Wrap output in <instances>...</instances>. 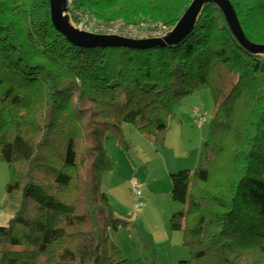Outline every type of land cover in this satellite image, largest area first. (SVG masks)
I'll return each instance as SVG.
<instances>
[{"label": "trees", "instance_id": "obj_1", "mask_svg": "<svg viewBox=\"0 0 264 264\" xmlns=\"http://www.w3.org/2000/svg\"><path fill=\"white\" fill-rule=\"evenodd\" d=\"M190 1L70 0L67 11L74 23L170 29ZM230 2L246 38L264 44V0ZM202 88L222 98L199 167L169 176L171 201L183 205L169 230L196 264H264V58L237 43L220 11L207 4L176 45L80 48L54 29L48 0H0V161L18 206L0 226V264H131L109 241L128 222L102 190L107 134L126 152L123 124L156 143L179 100Z\"/></svg>", "mask_w": 264, "mask_h": 264}, {"label": "rangeland", "instance_id": "obj_2", "mask_svg": "<svg viewBox=\"0 0 264 264\" xmlns=\"http://www.w3.org/2000/svg\"><path fill=\"white\" fill-rule=\"evenodd\" d=\"M69 2L70 0H68V4ZM230 73V71L228 72L224 68L216 71L217 81L224 82V84L225 82L230 83V86H227V90L232 88V83H235L230 78ZM220 91L219 94L223 90L221 89ZM221 98L222 95L220 94L217 100L211 88L194 90L191 94L181 98L174 107L173 114L168 120L170 124L167 126V130L162 139L156 143L147 139L132 125L123 124L122 132L129 143V150L126 152L121 148L115 136L110 133L107 134L104 145L113 168L103 176L102 190L107 194L109 204L115 211V216L124 219L130 226L133 225L135 228L133 230L129 229L128 226L120 227L115 233L110 234L109 241L121 250L131 264L133 257L144 256L146 259L151 260L154 253L160 254L161 252H158V248L163 245L157 244L162 242L161 237L163 235L161 229L159 230L161 222L155 216L148 218L151 224L145 231H140L142 228L135 226L138 218L136 219V214H134L137 210H134L132 207L133 197L130 191V182L136 181L139 183L143 194V206L146 202L143 187L148 181L159 177L162 186H165L166 182L167 186L168 182L171 184L169 178L166 177L165 179L164 164L170 167V163L174 162L175 164L181 160V164L172 168L175 172L181 169L193 171L198 168L200 161L198 162L196 160L195 164V159L200 154L204 141L208 139L210 122ZM245 111L246 105L242 103L238 107L236 119L239 120L240 117L242 118L245 115ZM200 121H203L201 125L199 123ZM188 151L189 156H187ZM176 155L183 159L176 161L174 159ZM215 163L216 157L212 155L210 157V164ZM8 181L7 164L0 161V226L7 225L10 217L18 209L17 204L11 201L6 192ZM171 204L172 202L169 197V210L178 212L183 208V205L179 203L173 204L174 208H171ZM131 215H135V217H131ZM167 230L171 232L169 230V222L167 223ZM174 232L177 234L180 231ZM131 240H134L135 244H131ZM152 248H154L153 251L151 250ZM186 250L188 249L186 248ZM187 261V264H196L190 257L187 258Z\"/></svg>", "mask_w": 264, "mask_h": 264}, {"label": "water", "instance_id": "obj_3", "mask_svg": "<svg viewBox=\"0 0 264 264\" xmlns=\"http://www.w3.org/2000/svg\"><path fill=\"white\" fill-rule=\"evenodd\" d=\"M49 16L54 29L66 41L80 48L123 47L148 49L178 44L197 26L204 7L214 5L237 43L253 56L264 58V44L249 41L240 25L230 0H191L179 20L160 38L129 39L112 34H100L79 30L67 11L68 0H48Z\"/></svg>", "mask_w": 264, "mask_h": 264}, {"label": "crops", "instance_id": "obj_4", "mask_svg": "<svg viewBox=\"0 0 264 264\" xmlns=\"http://www.w3.org/2000/svg\"><path fill=\"white\" fill-rule=\"evenodd\" d=\"M169 124L170 123H168V125ZM187 153H188L187 156H189V151ZM174 159L177 161L178 159H183V158H180V156L176 155ZM196 160L198 162L200 161V154L197 155L195 159V164H196ZM180 161L181 160H179V162H176L175 164L174 162L170 163V167L169 165L164 164L165 179L166 177L170 179L169 177L170 174L175 172L174 169L172 168H174V166L178 164H181ZM170 192H171V184H169L168 182V186H167V182H166L165 186H162L159 177L158 178L156 177L154 180L148 181V183L144 185L143 193L145 194L144 197L146 198L145 199L146 202L143 206H141L142 207L141 209L137 210L134 213L136 214V217L135 215H131V217H135L136 219L138 218L137 219L138 221L135 224V226L141 227L142 229L140 231H145L146 228L151 224L148 218L155 216V218L161 222V225L159 226L160 227L159 230L161 229V233L163 235L161 237L162 242H160V244L157 245H163V246L162 247L160 246V248H158V252L161 253L160 254L154 253L151 257V260L146 259L144 256H137L135 258L134 257L132 258L131 260L132 264H177V262L187 260V258H189L188 257L189 251L186 250V248L182 245V241H181L182 232L175 234L174 231L169 232L167 230V223L169 222L172 213H174L173 210H169L168 208L169 197L171 200ZM173 204L175 203L172 202L170 206L171 208H174ZM140 223H142V225H140ZM128 227L129 229H133V230L135 229L134 226L133 225L130 226L129 223H128ZM130 243L135 244V241L131 240ZM119 244L121 243L119 242ZM151 250L153 251L154 248H152Z\"/></svg>", "mask_w": 264, "mask_h": 264}, {"label": "built area", "instance_id": "obj_5", "mask_svg": "<svg viewBox=\"0 0 264 264\" xmlns=\"http://www.w3.org/2000/svg\"><path fill=\"white\" fill-rule=\"evenodd\" d=\"M75 25L79 30L100 34H112L129 39L160 38L169 30L167 26L160 23L148 24L141 22L131 25L122 20L105 23L87 15L82 16ZM199 123L201 125L203 121ZM130 191L133 197L132 207L134 210H138L143 203V194L139 183L131 181Z\"/></svg>", "mask_w": 264, "mask_h": 264}]
</instances>
